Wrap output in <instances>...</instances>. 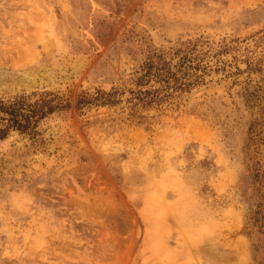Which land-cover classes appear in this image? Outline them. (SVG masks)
Returning a JSON list of instances; mask_svg holds the SVG:
<instances>
[{
  "label": "rangeland",
  "instance_id": "obj_1",
  "mask_svg": "<svg viewBox=\"0 0 264 264\" xmlns=\"http://www.w3.org/2000/svg\"><path fill=\"white\" fill-rule=\"evenodd\" d=\"M20 97L0 264H264V0H0Z\"/></svg>",
  "mask_w": 264,
  "mask_h": 264
},
{
  "label": "trees",
  "instance_id": "obj_2",
  "mask_svg": "<svg viewBox=\"0 0 264 264\" xmlns=\"http://www.w3.org/2000/svg\"><path fill=\"white\" fill-rule=\"evenodd\" d=\"M147 65V73L150 72V69L154 67L156 69L154 76L161 81H168V77L166 75H168L169 72H161L160 67H158V63L153 65V63L150 61ZM18 99L19 100L4 101L0 98V140L5 138L8 130L12 127L19 131L26 130L30 118L35 117L38 115V113H40L38 117H42L51 109L49 106L48 111L44 112V108L39 106V109L35 108V110L30 112V114L22 113L20 111V107L23 104V97ZM37 103L38 101H36L34 104L36 105ZM29 106H31V104H29Z\"/></svg>",
  "mask_w": 264,
  "mask_h": 264
}]
</instances>
